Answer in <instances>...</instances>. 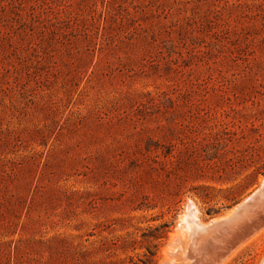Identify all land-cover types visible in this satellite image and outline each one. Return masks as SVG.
Here are the masks:
<instances>
[{
	"label": "rangeland",
	"instance_id": "1",
	"mask_svg": "<svg viewBox=\"0 0 264 264\" xmlns=\"http://www.w3.org/2000/svg\"><path fill=\"white\" fill-rule=\"evenodd\" d=\"M263 179L264 0H0V264H184Z\"/></svg>",
	"mask_w": 264,
	"mask_h": 264
},
{
	"label": "bare ground",
	"instance_id": "2",
	"mask_svg": "<svg viewBox=\"0 0 264 264\" xmlns=\"http://www.w3.org/2000/svg\"><path fill=\"white\" fill-rule=\"evenodd\" d=\"M232 212L233 210L224 216H228ZM220 218L212 221H218ZM208 224L200 217L196 204L193 201L190 202L184 220L181 221L180 228L173 234V239L168 247H180V251L176 255L177 259L183 260L184 264H212L213 262H217L216 264H227L244 246L246 247L247 244L264 232V227H262L248 235L234 247H231L233 241L228 234L223 240L205 246L206 244L203 245L202 241H204L203 236L208 233L206 229ZM204 251H207V253L203 256ZM223 253H225L224 257L221 258V254Z\"/></svg>",
	"mask_w": 264,
	"mask_h": 264
},
{
	"label": "water",
	"instance_id": "3",
	"mask_svg": "<svg viewBox=\"0 0 264 264\" xmlns=\"http://www.w3.org/2000/svg\"><path fill=\"white\" fill-rule=\"evenodd\" d=\"M207 223H209L206 227L208 233L203 236L204 241H202L205 246L223 240L228 234L233 241L231 247H234L248 235L264 227V179L254 192L233 208L230 215ZM206 253L207 251H204L202 255ZM224 254H221V258ZM261 264H264V259Z\"/></svg>",
	"mask_w": 264,
	"mask_h": 264
}]
</instances>
